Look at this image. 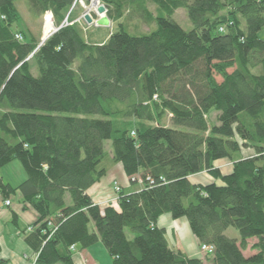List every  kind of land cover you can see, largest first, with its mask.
I'll use <instances>...</instances> for the list:
<instances>
[{"label":"trees","instance_id":"obj_1","mask_svg":"<svg viewBox=\"0 0 264 264\" xmlns=\"http://www.w3.org/2000/svg\"><path fill=\"white\" fill-rule=\"evenodd\" d=\"M18 1L0 0V171L19 161L28 179L0 176V194L38 215L24 235L38 263L101 243L113 264H205L169 244V215L214 247L208 264H264V0H100L116 25L103 44L86 41L76 0H25L57 29L40 49ZM121 164L131 185L96 203ZM204 173L220 183L192 181Z\"/></svg>","mask_w":264,"mask_h":264},{"label":"crops","instance_id":"obj_2","mask_svg":"<svg viewBox=\"0 0 264 264\" xmlns=\"http://www.w3.org/2000/svg\"><path fill=\"white\" fill-rule=\"evenodd\" d=\"M106 39L97 40L98 44H103ZM111 173H113L112 176L109 175V178L106 176L104 180L100 181V184L90 189L89 194L96 203L101 204V202H108L116 198L113 189L115 182L124 188L131 185L122 168L116 167L114 170H110ZM0 176L13 189H17L28 179L25 167L19 161H13L5 166L0 171ZM134 188L137 189L138 185ZM7 201L11 202L9 206L6 205ZM37 216L31 207L25 206L20 192L14 193L9 198L0 194V260L8 261L9 264H40L37 261V254L26 244L24 236L28 228L37 222ZM171 219L169 215H166L162 221H159V226L166 229L169 244L175 249H182L188 257L199 258L200 254L197 250L199 243L190 230L189 222L185 219H180V221ZM188 238L193 246L187 252L183 240H188ZM75 248L74 264H113L112 257L109 256L101 243L87 249L78 246Z\"/></svg>","mask_w":264,"mask_h":264},{"label":"rangeland","instance_id":"obj_3","mask_svg":"<svg viewBox=\"0 0 264 264\" xmlns=\"http://www.w3.org/2000/svg\"><path fill=\"white\" fill-rule=\"evenodd\" d=\"M76 1H77L78 6H77V8H74V12H75V15H78L79 17L77 20H75V22H78L81 25V27L83 28V33L85 35L86 41H88L90 43H98V41H102V40L106 39L107 37H109V35L111 33H113V31H115L116 25L114 26V24H112V26L110 28H105V27L100 28V27H96L95 25L89 26L87 24V22L84 21L82 16L85 13L84 11L91 6L92 0H76ZM17 4H18V8H19L20 13L23 16V21L21 22V25H23L24 31L25 32L29 31V30L31 31L33 29V31L36 30L38 32V34H37L38 36L42 35L40 38L39 44H38V49H40L41 45L46 43V41L57 31L55 24H53V19H52V22L50 21L51 23H49V24H53L54 28H53V30H51L50 34H46L45 31H46L47 26L49 24L46 23L45 16H43L42 18H39V19L33 18L31 16V14H29V12H28V6L25 3V0H20L17 2ZM91 15L94 19L98 18L97 13L94 11H92ZM175 18H176L177 22L182 26V28L185 29L186 31H190L192 29V24L190 22V19L187 18V14H186L185 10H183V9L179 10L178 13L176 14ZM122 21H124V24L126 25L128 31H130V33L135 35V36L141 35L142 34L141 32L149 31L148 27L147 28L142 27L138 20L129 19V18L125 17ZM259 36H261L264 39V31L260 32ZM31 64H32V68H36L32 61H31ZM33 72H34L35 76H37V71L33 70ZM215 116H216V114L212 115L213 121H215ZM168 123H170L169 118L167 119V124ZM109 145H110V143L107 145L108 148H109ZM244 154L248 156L250 154V151L249 152L245 151ZM217 166L221 167L223 174H227L232 169L231 164L227 161H219L216 164V167ZM116 167H118L119 169L122 168V170H123L122 164L117 165V166L113 167L112 169L114 170ZM109 175L112 176L113 173L110 174V172H109V174L107 175L108 178L110 177ZM198 175H200V176L199 177H197V176L191 177V179L194 183L198 182V183H201L204 185H207L208 183H212V182H216L217 184L220 183V180H215V178L211 177L209 174L204 173V174H198ZM104 179H102V180H104ZM115 184L116 183L113 184L114 190H116L114 187ZM10 204H11V202H10ZM6 205H7V202H6ZM178 220L180 221V219H178ZM161 221H162V219H161ZM127 233H128V235L132 236L128 230H127ZM226 234L229 238H239L240 237L239 232L233 228L227 230ZM181 237H182V234H181ZM183 241L185 243V247H186L185 249L188 252L189 249L192 248L193 243H191L190 238H188V240L184 239ZM257 242H258V240H256V239L250 240L249 248L244 251L245 255L247 257H250L251 255L256 253V251H254L252 249V247ZM197 246H198L197 247L198 254H200L199 258H202L204 263L208 264L213 254L212 253H210V254L209 253L208 254L202 253L200 244H198Z\"/></svg>","mask_w":264,"mask_h":264},{"label":"water","instance_id":"obj_4","mask_svg":"<svg viewBox=\"0 0 264 264\" xmlns=\"http://www.w3.org/2000/svg\"><path fill=\"white\" fill-rule=\"evenodd\" d=\"M99 7L96 10L98 18L94 19L91 15L92 11L88 9H86L84 12V15L82 16V18L84 19L85 22H87V24L89 26H93L95 25L96 27H100V28H110L112 26V21H110L108 15H107V9L106 6L100 3V0H97Z\"/></svg>","mask_w":264,"mask_h":264},{"label":"built area","instance_id":"obj_5","mask_svg":"<svg viewBox=\"0 0 264 264\" xmlns=\"http://www.w3.org/2000/svg\"><path fill=\"white\" fill-rule=\"evenodd\" d=\"M52 14L50 13V14H46L45 15V20H46V23L48 22V24L49 23H51L52 22ZM51 21V22H50ZM52 26H53V24H52ZM53 28H54V26H53ZM132 180L134 181L135 179L134 178H132ZM115 189L117 190V191H119L120 190V187H119V185L118 184H115ZM7 205H10V201H7ZM73 248V247H72ZM73 249H75V248H73ZM201 251H202V253H212L213 254V251H214V247H212V246H207V245H201Z\"/></svg>","mask_w":264,"mask_h":264},{"label":"bare ground","instance_id":"obj_6","mask_svg":"<svg viewBox=\"0 0 264 264\" xmlns=\"http://www.w3.org/2000/svg\"><path fill=\"white\" fill-rule=\"evenodd\" d=\"M98 7H99V4H98L97 0H92V3H91V6L89 7V10L97 12L96 10L98 9ZM51 30H53V26H52V24H49L47 26L46 31H45L46 34H50Z\"/></svg>","mask_w":264,"mask_h":264}]
</instances>
